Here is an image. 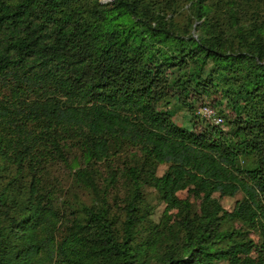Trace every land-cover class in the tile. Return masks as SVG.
<instances>
[{"label":"trees","instance_id":"16d2710c","mask_svg":"<svg viewBox=\"0 0 264 264\" xmlns=\"http://www.w3.org/2000/svg\"><path fill=\"white\" fill-rule=\"evenodd\" d=\"M257 1L0 0V171L14 169L0 188V264H264V22L244 11ZM165 86L217 89L238 119L227 132L178 127L159 109ZM122 148L135 159L118 225L116 171L100 189L95 166ZM70 162L95 200L58 238L42 187L49 166ZM25 175L14 213L11 187ZM144 186L177 209L172 226L152 224ZM216 194L242 199L227 211Z\"/></svg>","mask_w":264,"mask_h":264},{"label":"rangeland","instance_id":"374dc122","mask_svg":"<svg viewBox=\"0 0 264 264\" xmlns=\"http://www.w3.org/2000/svg\"><path fill=\"white\" fill-rule=\"evenodd\" d=\"M16 2L17 0H11ZM217 0H213L215 3ZM109 2V0H102V3ZM246 11L247 19H251L259 25L260 22H264V0H258L253 3L249 8L244 9ZM255 12V16L251 17L250 14ZM191 12L189 10V4L186 3L184 8V15L179 17L178 23L182 24L183 20ZM174 76H172L173 79ZM167 87V88H166ZM164 91V92H162ZM160 94L161 101L159 104V109L166 111L171 115L172 122L178 127L184 128L188 131H193L196 133L202 132L208 126H216L211 121H207L201 115V109L205 106H211L215 114L222 119V123L217 125L220 129L227 132L229 131L228 123L234 119H238V115L232 109V106L228 99L223 97L222 92L215 89L211 92H203L194 90L193 88L187 89L182 95H179L177 91H173L169 86H165V90L162 88L157 90ZM252 110L250 106H245L241 110V118L249 120L252 117ZM72 161V156H71ZM135 159L133 151L122 148L117 153L110 164L108 165H97L95 169L99 171L96 177V183L100 189L103 188V179L108 177L110 171H116L117 179L116 183L109 189L107 199L110 206V213L112 218L121 224L123 221L124 207L127 202L129 195L132 192V185L128 181V178L124 175L125 170L132 165V161ZM73 163L65 164H55L47 168V173L45 175L46 182L42 187L44 194L51 192L52 197L51 203L54 205L57 213L62 219V228L58 231V238L64 235L66 227L71 226L80 217L81 205L85 204L87 206L92 205L95 197L89 190L83 188L81 184L75 181L73 176L74 169ZM167 166H158L156 174L161 176ZM14 177V169L5 166L2 171H0V188L8 181ZM27 180L28 177L25 175L22 178H16V181L11 187V201L10 208L16 213L20 206L22 205L25 197L28 196L27 191ZM143 194V207L151 211L148 217L153 225H166L170 227L175 221V216L177 209L173 208L170 204L163 203L159 201L153 188L149 186H144L141 189ZM180 200H185L187 198V192L181 191L177 194ZM224 210L231 211L235 203L242 199V195L238 194L234 198H219L216 194L214 195ZM193 204L194 208L198 207L199 202L193 198L189 200Z\"/></svg>","mask_w":264,"mask_h":264},{"label":"built area","instance_id":"2783aa9c","mask_svg":"<svg viewBox=\"0 0 264 264\" xmlns=\"http://www.w3.org/2000/svg\"><path fill=\"white\" fill-rule=\"evenodd\" d=\"M201 115L207 119V121H211L212 123H214V125H219L222 123V119L220 117H218L215 112L213 111V109L209 106H204L201 109Z\"/></svg>","mask_w":264,"mask_h":264}]
</instances>
